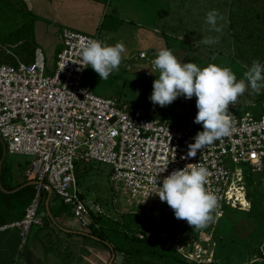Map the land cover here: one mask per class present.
I'll return each mask as SVG.
<instances>
[{
	"label": "built area",
	"instance_id": "1",
	"mask_svg": "<svg viewBox=\"0 0 264 264\" xmlns=\"http://www.w3.org/2000/svg\"><path fill=\"white\" fill-rule=\"evenodd\" d=\"M59 35L61 48L51 69L39 47L29 64L16 59L14 64H0V139L6 155L31 158L25 179L38 182L22 219L1 224L0 234L16 230L22 249L31 228L44 226L40 206L47 187L69 208L80 228L87 230L90 213L96 212H91L78 191L75 168L89 162L109 166L110 185L142 200L159 198L162 179L174 169L199 163L208 171L205 188L217 200L214 222L224 208H249L244 173L256 175L264 170L263 113L231 115L228 135L188 158V146L202 130L193 123L196 107L182 122L169 123L129 109L114 98L91 94L83 86L87 67L79 66L80 51L87 41L99 37L68 28ZM138 57L143 59L145 54L140 52ZM161 203L164 213L174 217L166 202ZM175 221L177 226H189L185 220ZM159 239L186 262L212 263V254L197 243L196 251H191L178 232L170 238L160 233Z\"/></svg>",
	"mask_w": 264,
	"mask_h": 264
},
{
	"label": "rangeland",
	"instance_id": "2",
	"mask_svg": "<svg viewBox=\"0 0 264 264\" xmlns=\"http://www.w3.org/2000/svg\"><path fill=\"white\" fill-rule=\"evenodd\" d=\"M102 1L105 9L99 20L100 24L103 20L104 23L99 29L112 30L125 24L136 26L143 33L141 39L125 41L122 37L107 40L100 36V41L107 44L122 43L125 53L118 70L111 73L106 80H99L98 75L87 67L83 86L93 95L114 98L129 109L141 110L148 116L161 119V115L170 113L186 119L190 116V109L195 107L194 96L187 100L182 96L177 97L163 107L149 101L152 82L157 75L151 61L155 52L161 48L171 49L182 62H196L201 67L209 63L230 67L237 79L242 78V73L251 66L253 60L261 63L264 60V0ZM212 9L222 16L220 24L223 27L220 33L210 32L205 24V15ZM162 12H166V16ZM28 24L23 13L15 17L11 12L0 13V64L7 60H20L19 48L16 47L24 41L38 45L43 51L46 63H53L55 49L60 45L54 39L56 35L42 20L32 22L31 30L28 29ZM206 37H218V42L204 45L201 40ZM152 39L159 45L151 47L145 43ZM140 52L145 54V58L138 57ZM149 71H153V74ZM262 92L264 91L260 89L259 94ZM256 95L246 87L236 102L229 105L228 111L239 115L245 112L261 114L264 103L256 102ZM184 101H188V104ZM4 158L5 166L10 168L11 173L7 180L17 183L24 181L31 158L19 155H5ZM109 173L110 167L107 165L97 162L81 163L77 168V188L87 207L91 212H96L93 214L103 218V226L111 232L149 234L157 229L166 238L178 232L183 235L182 243L191 251H196L194 244L197 243L207 250L208 255L212 254L211 264L264 263V171L254 176L246 185L249 202L247 210L224 208L222 216L216 222L213 221L202 229L177 226L175 218L164 213L159 198L142 200L116 190L110 185ZM62 219L64 221L61 218L57 220L58 228L63 227L70 232L80 230V222L71 215L69 209H66ZM146 256L141 253L131 258ZM148 258L152 260L150 264H162L155 263L159 260L157 256ZM165 260L172 263L170 258Z\"/></svg>",
	"mask_w": 264,
	"mask_h": 264
},
{
	"label": "clouds",
	"instance_id": "3",
	"mask_svg": "<svg viewBox=\"0 0 264 264\" xmlns=\"http://www.w3.org/2000/svg\"><path fill=\"white\" fill-rule=\"evenodd\" d=\"M221 20L222 16L215 9L205 15L210 32H221ZM217 42L218 37L201 40L204 45ZM124 53L125 47L120 42L107 44L89 40L81 47L79 66L90 67L99 80H106L118 70ZM152 64L157 75L148 99L153 105L163 107L180 96L185 100L195 97L197 112L193 123L200 124L202 130L195 134L193 143L188 146V158L228 135L232 126L229 105L236 102L246 87L257 95L264 88V63L257 60L252 61L241 79H237L230 67L212 63L201 67L196 62H182L168 48L155 52ZM149 72L153 74V71ZM207 175L206 167L199 163L174 169L162 179L156 194L173 210L174 218L185 220L193 229L205 228L213 222L212 212L217 207L216 197L205 188Z\"/></svg>",
	"mask_w": 264,
	"mask_h": 264
},
{
	"label": "crops",
	"instance_id": "4",
	"mask_svg": "<svg viewBox=\"0 0 264 264\" xmlns=\"http://www.w3.org/2000/svg\"><path fill=\"white\" fill-rule=\"evenodd\" d=\"M23 2L37 20H42L49 26L56 35L54 39L56 38L60 44L55 49L50 67L54 66L56 54L61 48L59 34L62 28L96 35L99 39L100 36L105 37L107 40L122 37L125 41L142 37L143 31L132 25L120 24L117 29L114 27L112 30L99 29L101 27L99 19L105 9L102 0H23ZM144 33L147 36L146 32ZM154 40L145 43L151 47L158 46ZM63 216L65 214L60 215L58 220L61 218L64 221ZM86 232V229L81 228L70 232L63 227L56 228L52 225L34 228L21 249L18 232L6 231L0 234V264H108L111 258L110 251L103 244L85 237ZM122 260L117 256L113 264H122Z\"/></svg>",
	"mask_w": 264,
	"mask_h": 264
},
{
	"label": "trees",
	"instance_id": "5",
	"mask_svg": "<svg viewBox=\"0 0 264 264\" xmlns=\"http://www.w3.org/2000/svg\"><path fill=\"white\" fill-rule=\"evenodd\" d=\"M5 11L11 12L12 16H18L21 13H23L24 18L28 21V29L31 30L32 28V22L36 21L37 18L33 16V14L28 11L25 3L23 0H0V13L2 14ZM163 16H165V12L161 13ZM106 18V15L104 16ZM104 20L101 24V27L103 26ZM24 28V27H23ZM18 43H20L18 41ZM16 48H19V58L21 62H24L26 64H29L32 62L33 53L36 48V45L29 41L21 42ZM8 64H14L13 60H7ZM47 64V63H46ZM47 68L51 69L47 64ZM256 102L264 103V92H262L259 95H256L255 99ZM133 110V109H132ZM231 113V112H230ZM264 114V108L263 112ZM231 115H239V114H232ZM241 115V114H240ZM183 116H175L170 113L161 115V120L174 123V122H182ZM2 156V147L0 145V159ZM80 164H76V178H77V168ZM264 171V170H263ZM262 171V172H263ZM262 174V173H260ZM260 174H250L248 172L244 173V184L245 189L246 185H248L252 178L254 176L260 175ZM11 176L10 168L6 165L5 166V158L3 159L1 171H0V185L3 190L5 191H12L16 188H19L21 186H24L29 181L25 180L21 183L17 182H10L7 180ZM43 184H46L43 182ZM35 193L33 186H25L19 189L18 191L14 193H3L0 190V225L11 223L14 221L21 220L26 207L28 206L29 202L33 198ZM51 194L49 201H48V211L50 218L46 216L45 210H44V202L46 200L47 192L42 191L41 194V206H40V212L44 213V226L52 225L58 228L57 220L60 215L65 214L66 209H69L67 206H65L60 200L57 202V200L53 199ZM247 197V195H246ZM57 199V198H56ZM104 220L101 216L94 215L90 213V223L87 227V232L85 233V237H88L90 239H93L94 241H97L98 243L103 244L109 251L110 256H114V260L117 256L122 257V264H150L152 263V260H150L148 257H151V259L154 256H157L159 260H156L155 263L161 262L162 264H195V263H188L186 262L174 249H168L165 248V242L161 239H159V232L157 229L152 230L149 234H146L145 232H126V233H120L117 234L115 231L111 232L107 227H104L103 224ZM48 234H50L48 232ZM141 235V238L138 236ZM145 254L147 255L145 258L135 257V255L139 254ZM165 258H170L172 263H168ZM132 259V260H130ZM17 262V261H16ZM112 262V264H113ZM257 262H253L251 264H256ZM211 264V263H210ZM264 264V263H263Z\"/></svg>",
	"mask_w": 264,
	"mask_h": 264
},
{
	"label": "water",
	"instance_id": "6",
	"mask_svg": "<svg viewBox=\"0 0 264 264\" xmlns=\"http://www.w3.org/2000/svg\"><path fill=\"white\" fill-rule=\"evenodd\" d=\"M0 145L2 147V156H1V159H0V171H1L2 162H3V159H4L5 155H6L5 147H4L3 141L1 139H0ZM35 185H38V182L29 181L24 186H21L19 188H16L15 190H12V191H5V190L2 189V187L0 185V190L3 193H9L10 194V193H14V192L18 191L22 187H25V186H35ZM46 192H47V196H46V200L44 202V210H45L46 216L50 218L49 211H48V201H49V198H50L52 192H51V189L49 187H47ZM113 260H114V256L112 255L111 258H110V260H109V262H108V264H112Z\"/></svg>",
	"mask_w": 264,
	"mask_h": 264
}]
</instances>
